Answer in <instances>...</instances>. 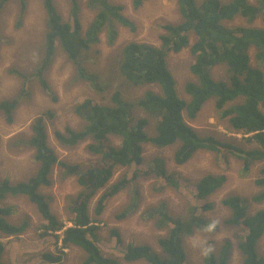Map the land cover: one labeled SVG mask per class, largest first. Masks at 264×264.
Returning <instances> with one entry per match:
<instances>
[{
    "label": "trees",
    "instance_id": "1",
    "mask_svg": "<svg viewBox=\"0 0 264 264\" xmlns=\"http://www.w3.org/2000/svg\"><path fill=\"white\" fill-rule=\"evenodd\" d=\"M29 1L0 0V15L8 3L17 2L21 10L17 26L21 28ZM42 1L47 15L45 48L41 62L31 75L15 68L10 70L11 74L23 80L24 87L19 96L0 101V115L6 118L8 124L14 123L22 98L29 95L26 90L32 79H36L44 91L57 100L45 75L50 72L59 47L76 66L79 78L95 89H100L102 87L97 75L89 73L85 67L86 61L93 60L89 53L100 44L104 35L107 44L114 46L121 27L135 31V25L123 14L124 7L112 0L87 2V7L94 12V18L85 31L79 0L69 1L71 12L68 20L58 11L55 0ZM147 1L132 0V6L139 10ZM176 2L183 21L164 25L159 46L131 42L119 52L118 68L124 83L135 88L156 86L160 93L147 91L143 97L128 101L118 90L111 96L109 104L86 99L75 107L76 114L86 123L83 129L66 127L63 131L56 130L54 133L56 140L67 148L92 141L89 149L99 157L98 160L76 164L59 160L48 142L47 121L55 118L53 110L34 119L29 138L19 136V143L33 151L39 167L33 176L23 181L12 182L8 178H0V264H6L3 262L5 244L1 235L6 238L19 237L30 227L26 219L21 224L10 219L15 213L14 207L6 203L11 198L21 197L35 205L43 217L44 223L39 227L42 230L41 237H53L56 240L58 251L42 254L45 263H62L65 249L75 246L87 255L83 264H123L119 258L102 251L98 243L97 218H91L90 204L105 189L98 202L97 215L100 216L106 202L122 189L131 186V180H137L139 176L162 177L171 188L178 190L183 187L174 173H168L162 158H155L147 166V171L136 170L132 179L124 177L110 185L117 168L140 167L145 163L144 149L147 144L157 149L177 145L174 162L178 165L186 164L199 152H213L224 164H228L229 156L234 153L233 156L244 162L245 172H249L257 163L263 164L256 183L262 188L259 194L250 199L228 196L222 204L231 211V217L225 221V225L238 231L237 250L243 257V264H264V254L261 255L258 250V243L264 235V209L255 212L252 210L253 204L264 203V0H256L255 3L250 0ZM238 18L246 19L252 25L261 20L263 26L229 25ZM193 35L196 40L192 44ZM2 42L0 37V56ZM185 49H189L195 57L191 72L197 77V82H190L185 88L190 101L179 96L176 80L168 64L171 54H178ZM221 65L227 67L228 80L216 81L211 73ZM210 99H215L214 109L221 112L223 119L229 118L235 132L250 135L246 140L257 143L259 147L246 151L219 142L213 136L202 138L198 135L186 121L185 115L189 119H195ZM237 100L242 102L226 108L229 103ZM137 110H141L144 116H137ZM149 127L153 128L151 133L147 131ZM112 137L120 141V146H115ZM57 166L61 168L65 178L77 177L82 187L69 208L73 215L69 219L71 226L60 221L53 213V197L44 192V188L52 185V174ZM227 180L226 174H207L196 182L194 197L204 204L197 202L190 206L184 217L174 218L164 209H158L160 218L157 224L160 228L167 229V235L158 240L161 252H156L149 245L130 244L126 247L123 261L187 264L185 240L198 232L214 235L220 228V224L204 218L200 211L214 209V203L208 202V199ZM136 201L138 202L137 198L120 217L132 213L137 208ZM112 234L122 243L117 230H113ZM233 251L234 246L226 240L217 250L207 251L204 264H229Z\"/></svg>",
    "mask_w": 264,
    "mask_h": 264
},
{
    "label": "rangeland",
    "instance_id": "2",
    "mask_svg": "<svg viewBox=\"0 0 264 264\" xmlns=\"http://www.w3.org/2000/svg\"><path fill=\"white\" fill-rule=\"evenodd\" d=\"M69 1L55 0L58 11L66 20L70 19L71 3ZM88 1L79 0L82 4L81 19L84 31L94 18V12L86 5ZM112 1L124 7L123 14L135 25V31L121 27L119 38L114 46L107 44L106 35H104L100 44L89 53L93 60L86 61L85 67L89 73L97 75L102 88L95 89L87 81L81 80L76 66L59 47L51 70L45 75L57 100L47 94L36 79H32L26 90L29 95L22 98L14 123H6V118L0 115L1 179L8 178L12 182H18L30 178L37 172L39 166L34 159L33 151L19 143V136L29 138L32 135L31 126L34 119L48 110H53L56 114L53 120L47 121V130L49 145L54 149L59 160L70 164L92 163L99 159L89 149L92 141L67 148L62 146L54 135L56 130L63 131L66 127L74 130L83 129L86 123L76 114L75 107L86 99L109 104L111 96L118 90L128 101L143 97L147 91L160 93V89L156 86L135 88L124 83L118 68L119 52L131 42L159 46L160 37L164 34V25L179 24L183 21L176 0H148L139 10L133 8L132 0ZM250 2L255 3L256 0H250ZM20 14V4L10 2L0 15V37L3 39L0 56V101L19 96L24 87L23 80L11 74L10 70L15 68L31 75L41 62L42 51L45 48L47 15L43 1H29L21 28L17 26ZM229 25L263 26L261 20L252 25L242 18L234 20ZM195 40L193 35L191 43L193 44ZM252 57H254L253 51ZM194 63L195 57L189 49L178 54H171L168 58L169 68L176 80L179 96L186 101L191 100L186 93V85L190 82H197V77L191 72V66ZM211 74L216 81L228 80L225 65L214 68ZM241 102L242 100L231 102L226 108ZM214 105L215 99L207 101L193 120L185 115L186 121L198 135L202 138L213 136L219 142L231 144L246 151L259 147L257 143L246 140V137L250 135L244 136L235 132L229 123V118L222 119L221 112L218 113ZM137 111V116H144L141 110ZM154 124L152 120V125ZM152 129L149 127L147 131L151 133ZM112 141L115 146H120L118 139L112 137ZM177 147L174 145L157 149L151 144L145 145V163L140 167L117 168L110 185L124 177L128 180L132 179L136 170L147 171V166L151 165L155 158H162L168 173H174L181 180L183 184L181 189L169 187L162 177L139 176L137 180H131V186L122 189L118 195L106 202L105 209L100 216L97 215L98 202L105 189L101 190L95 199L93 198L90 204V214L92 219L97 218L95 222L99 226L98 243L102 251L106 255L119 258L123 264H145L142 261L125 262L123 255L130 244L149 245L156 252H161L158 240L167 235V229L160 228L157 224L160 218L157 210L162 208L174 218L184 217L190 206L196 205L197 202L204 204L194 197L196 182L207 174H226L228 178L226 184L208 199V202L214 203V209L200 211V215L217 222L220 228L214 235L198 232L185 240L187 264H204L207 251L217 250L226 240L234 246L229 264H243V257L237 250L238 231L234 227L225 225V221L231 217V211L222 204V201L232 195L250 199L259 194L262 188L256 183L263 164L257 163L249 172H245L244 162L235 155L229 156L228 164H224L213 152H199L186 164L178 165L174 162ZM52 179V185L44 188V192L53 197L51 205L53 213L60 221L71 226L69 219L73 215L69 208L82 187L77 177L65 178L59 166L54 169ZM135 198L138 199L137 208L128 216L120 217L122 212L134 203ZM6 204L14 207L15 213L10 218L14 223L21 224L26 219L30 227L19 237L6 238L1 235V240L5 244L3 262L6 264H47L42 260V254L56 253L58 246L55 245V238L41 237L42 230L39 227L44 223V219L35 205L23 197L11 198ZM261 209H264V203L252 205L254 212ZM113 230L120 233L122 243L118 242L112 234ZM59 245L62 246L61 243ZM258 250L261 255L264 254V235L258 243ZM86 258L87 255L82 249L72 246L65 249L64 259L60 264H83Z\"/></svg>",
    "mask_w": 264,
    "mask_h": 264
},
{
    "label": "bare ground",
    "instance_id": "3",
    "mask_svg": "<svg viewBox=\"0 0 264 264\" xmlns=\"http://www.w3.org/2000/svg\"><path fill=\"white\" fill-rule=\"evenodd\" d=\"M111 74H113V73H111ZM118 79V78H117ZM223 119V118H222ZM201 125V124H200ZM202 127V126H201ZM206 132V131H205ZM213 133V132H212ZM223 134V133H222ZM222 137V136H221ZM227 138V137H226ZM203 142V141H202ZM240 142V141H239ZM246 143V142H245ZM250 146V145H249ZM251 149V148H250ZM216 152V151H215ZM234 154V153H233ZM232 154V155H233ZM250 155V154H249ZM228 156V155H227ZM53 171V170H52ZM22 181V180H21ZM157 201V200H156ZM173 213V212H172ZM168 215V214H167ZM171 216V215H170Z\"/></svg>",
    "mask_w": 264,
    "mask_h": 264
}]
</instances>
